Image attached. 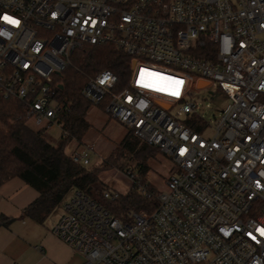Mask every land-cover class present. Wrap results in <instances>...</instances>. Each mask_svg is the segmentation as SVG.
<instances>
[{
	"label": "built area",
	"instance_id": "obj_1",
	"mask_svg": "<svg viewBox=\"0 0 264 264\" xmlns=\"http://www.w3.org/2000/svg\"><path fill=\"white\" fill-rule=\"evenodd\" d=\"M5 14L20 24L0 19V105L68 138L56 76L85 44H111L130 57L125 80L102 68L82 95L178 165L153 210L118 216L107 188L69 194L52 231L81 264H264V0H0ZM215 87L230 103L211 123L191 97ZM92 150L71 155L88 165Z\"/></svg>",
	"mask_w": 264,
	"mask_h": 264
},
{
	"label": "trees",
	"instance_id": "obj_2",
	"mask_svg": "<svg viewBox=\"0 0 264 264\" xmlns=\"http://www.w3.org/2000/svg\"><path fill=\"white\" fill-rule=\"evenodd\" d=\"M203 57H209L204 54ZM130 57L111 44H85L74 52L71 63L57 80L61 101L64 103L62 122L70 132L66 139L52 142L46 130L31 126L24 115V105L18 100H6L0 105V185L18 177L38 191L37 198L23 209V217L44 222L63 204L69 194L79 189L91 193L99 179L100 167H90L75 162L66 151L73 139L81 141L91 124L88 112L92 106L82 95V89L89 77L102 68H109L121 81L128 73ZM192 125V124H190ZM193 126V125H192ZM118 159H108L102 165H120L124 156L136 160V169L142 181L149 170L148 159L161 152L160 149L137 137L131 130L122 142ZM130 167L126 168L129 169ZM152 197L141 194L135 184L121 195L116 202H110L111 210L118 216L130 208L153 210L157 206L156 191L150 184ZM14 217L0 215V227H8Z\"/></svg>",
	"mask_w": 264,
	"mask_h": 264
},
{
	"label": "rangeland",
	"instance_id": "obj_3",
	"mask_svg": "<svg viewBox=\"0 0 264 264\" xmlns=\"http://www.w3.org/2000/svg\"><path fill=\"white\" fill-rule=\"evenodd\" d=\"M212 90H214L213 93H211ZM212 90L203 88L195 92L191 97L197 105L198 113L211 123L218 117L220 111L230 103V98L222 90L217 87ZM92 109H96L102 114H95V118L90 117L91 127L85 136L81 141L76 139L71 140L66 151L72 154L75 150L80 152L86 146H92L93 150L90 152V164L88 165L90 167H100L98 173L99 179L92 188L94 194L98 196L99 192L101 194L104 188L119 192L120 195L126 194L133 184L132 179L126 173V168L130 167L137 171L136 160L129 156L121 158L119 164H125V169L120 167V165H108L104 167L102 164L108 159H112L113 161V159L122 157L119 156L122 149L121 145L130 129L124 123L108 115L102 107L93 105ZM201 132L205 137H211L214 134L211 126ZM47 135L52 142L58 143L62 138V130L59 126L53 125L49 127ZM148 164L150 168L144 175L145 182L158 192L165 191L167 189V181L172 175L177 173L178 165L163 152H159L154 157L149 158ZM57 211V214L50 215V218L52 216L55 218L60 216L64 212V208L60 206ZM52 236L49 239L52 247L50 251L52 250L57 256L56 262L58 264H65L70 259L68 257L70 252L71 254L78 253L56 235L53 234ZM52 251L50 253H53ZM78 254L82 257L81 262H83V255L81 253ZM33 258L34 255L31 252L26 253L22 257V264H34L35 260Z\"/></svg>",
	"mask_w": 264,
	"mask_h": 264
},
{
	"label": "crops",
	"instance_id": "obj_4",
	"mask_svg": "<svg viewBox=\"0 0 264 264\" xmlns=\"http://www.w3.org/2000/svg\"><path fill=\"white\" fill-rule=\"evenodd\" d=\"M92 107L93 105L88 112L89 122L91 116L94 117L95 114L100 115L101 113ZM102 109L104 108L102 107ZM38 194L34 187L18 177L0 185V215L4 214L15 218L8 227H0V231H3L0 232V264H22V257L28 252L34 255V264H46V261L47 264H58L57 256L52 250L53 253H50L52 247L49 239L53 237L52 227L60 216L57 218L49 216L44 222H38L31 217H23V209L34 201ZM57 212L55 211L51 215H55ZM62 241L67 244L64 240ZM68 257L70 259L65 264L82 263V257L78 253L71 254L70 252Z\"/></svg>",
	"mask_w": 264,
	"mask_h": 264
},
{
	"label": "snow or ice",
	"instance_id": "obj_5",
	"mask_svg": "<svg viewBox=\"0 0 264 264\" xmlns=\"http://www.w3.org/2000/svg\"><path fill=\"white\" fill-rule=\"evenodd\" d=\"M0 19H2L3 22H5L7 24H11L13 26H18L20 24V21L18 19H15L14 17L6 15V14L3 15L2 18H0ZM166 79L172 80V78H170V77L166 78ZM182 83H183V81L182 80H178V79L173 81L174 94L177 95V96L180 94L179 93V88H180V85ZM149 86H151V85H149ZM259 231L262 234H264V228L259 229Z\"/></svg>",
	"mask_w": 264,
	"mask_h": 264
},
{
	"label": "water",
	"instance_id": "obj_6",
	"mask_svg": "<svg viewBox=\"0 0 264 264\" xmlns=\"http://www.w3.org/2000/svg\"><path fill=\"white\" fill-rule=\"evenodd\" d=\"M204 84H205V82H201V84H200V85H202V86H203ZM60 87H62V85H61Z\"/></svg>",
	"mask_w": 264,
	"mask_h": 264
}]
</instances>
